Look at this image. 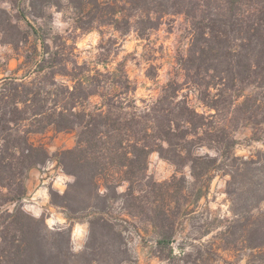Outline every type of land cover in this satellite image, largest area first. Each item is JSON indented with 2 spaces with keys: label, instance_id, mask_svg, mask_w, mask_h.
<instances>
[{
  "label": "trees",
  "instance_id": "16d2710c",
  "mask_svg": "<svg viewBox=\"0 0 264 264\" xmlns=\"http://www.w3.org/2000/svg\"><path fill=\"white\" fill-rule=\"evenodd\" d=\"M84 5L98 12L91 24L108 25L121 36L133 31L146 39L165 19L180 15L191 37L160 96L138 100L122 62L113 69L108 63H101L102 69L80 63L66 39L50 44L32 29L41 51L33 46L31 70L0 79V209L13 205L0 211V264L114 261L123 237L105 211L118 199L130 217L150 209L156 244L169 246L176 212L189 198L204 197L218 170L229 177L226 194L233 215L223 233L225 249L240 244L256 252L251 264H264V153L255 159L235 157L231 136L240 123L254 136L264 124V0H86ZM0 35L14 50L29 43L28 33L2 9ZM156 70L151 65L146 76L156 77ZM190 92L204 111L191 104ZM48 129L76 132L75 146L56 155L73 182L63 194L49 189V198L67 221L87 214L89 237L80 253L72 251L71 226L50 231L43 216H32L21 203L26 196L22 170L44 165L50 157L29 136ZM202 147L217 155L197 154ZM152 153L180 176L149 180ZM140 184L144 189L136 191ZM123 185L125 192L118 193Z\"/></svg>",
  "mask_w": 264,
  "mask_h": 264
},
{
  "label": "rangeland",
  "instance_id": "374dc122",
  "mask_svg": "<svg viewBox=\"0 0 264 264\" xmlns=\"http://www.w3.org/2000/svg\"><path fill=\"white\" fill-rule=\"evenodd\" d=\"M85 2L86 0H0V9L6 11L13 23L29 36L28 44H21L14 50L11 45L3 42L0 35V79L21 77L31 70L35 58L33 46L37 47L38 53L41 51L37 38L39 35L50 44L66 39L68 45L74 46V54L78 56L80 63L87 61L98 69H102L101 63H108V68L113 69L117 63L122 62L129 79L136 86L135 98H158L162 88L174 78L176 61L187 49L191 33L185 18L177 15L165 19L164 24L151 32L146 39H140L133 31L121 36L108 25L97 26L96 22L91 24L98 12H89V8H85ZM79 27H85L86 30ZM32 29L37 35L32 33ZM15 37L20 36L16 34ZM111 40H116V45L112 46ZM151 65L157 68V75L148 78L146 72ZM248 93L250 90H246L245 94ZM182 94L187 95V90H183ZM189 100L199 112L204 111L197 104L192 92L189 93ZM253 133L250 126L241 123L232 133L231 136L236 141L233 148L235 157L255 159L258 153H264V124L256 129L255 136ZM75 140L76 132L57 133L53 129L30 135L29 141L42 145L50 157L44 165L29 171L22 170L25 187L30 171L35 170L36 176L39 172L38 178L45 181L44 187L47 188L48 195L49 189L63 194L73 182V177L66 175L57 165L56 155L62 150L72 149ZM196 152L199 155H217L206 147ZM220 163L222 164V159L219 160ZM183 173L190 179L187 168ZM146 175L149 180L161 183L170 180L173 175L180 176V173H176V168L170 162L160 158L157 153H152L148 158ZM212 176L206 195L197 201L189 198L187 203L183 202V210L176 212L174 236L171 244L166 247L156 244L157 233L147 218V214H151L150 209L144 210L140 216L130 217L123 209L122 199L111 201L105 217L122 234V249L114 261H99L98 264H251L255 259V251L245 249L240 244L225 249L223 233L233 219L230 200L226 194L229 177L221 170L212 173ZM52 183L55 184L54 187H51ZM34 189L35 183L31 192ZM135 189H144L143 184ZM125 190L126 185H123L118 188V193ZM1 192L6 193L5 190ZM149 199L148 202H153V198ZM21 203L32 216H43L50 231L71 226L72 251L80 253L85 249L89 237L87 214L80 213L75 216V221H67L64 210L51 204L42 205L40 201L41 214L35 216L34 206L38 203L32 194L28 195L27 188ZM12 208L13 205L9 204L0 211ZM260 209L264 210V205Z\"/></svg>",
  "mask_w": 264,
  "mask_h": 264
},
{
  "label": "crops",
  "instance_id": "0c3cea01",
  "mask_svg": "<svg viewBox=\"0 0 264 264\" xmlns=\"http://www.w3.org/2000/svg\"><path fill=\"white\" fill-rule=\"evenodd\" d=\"M36 172H35V170L30 171V177L27 179L26 188L28 190V195L32 194L34 199H36V202L38 203V205L34 206V208H35L34 212H36L34 214H35V216H39L41 214L42 205L50 204V202H49L48 190H47V188L44 187L45 181L39 179L38 178L39 172L37 173V176H36ZM35 177L37 180H35ZM40 178H41V176H40ZM36 181H37V183H36ZM34 183H35V189H34V192H31V188H32ZM39 183H40V186H39ZM54 186H55V184L52 183L51 187H54ZM40 201H41L42 205L39 204Z\"/></svg>",
  "mask_w": 264,
  "mask_h": 264
}]
</instances>
